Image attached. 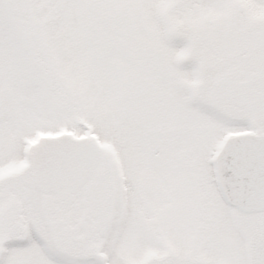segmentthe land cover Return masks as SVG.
Returning <instances> with one entry per match:
<instances>
[{"label": "snow or ice", "instance_id": "1", "mask_svg": "<svg viewBox=\"0 0 264 264\" xmlns=\"http://www.w3.org/2000/svg\"><path fill=\"white\" fill-rule=\"evenodd\" d=\"M0 264H264V0H0Z\"/></svg>", "mask_w": 264, "mask_h": 264}]
</instances>
